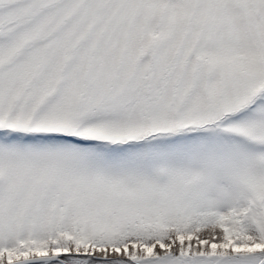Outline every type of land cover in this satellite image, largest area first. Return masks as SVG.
Here are the masks:
<instances>
[{
  "label": "snow or ice",
  "instance_id": "obj_1",
  "mask_svg": "<svg viewBox=\"0 0 264 264\" xmlns=\"http://www.w3.org/2000/svg\"><path fill=\"white\" fill-rule=\"evenodd\" d=\"M0 264H264V0H0Z\"/></svg>",
  "mask_w": 264,
  "mask_h": 264
}]
</instances>
